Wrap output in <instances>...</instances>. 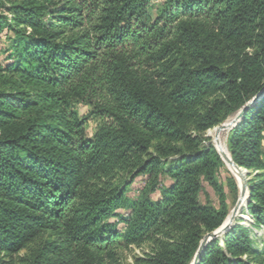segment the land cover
<instances>
[{"label": "trees", "instance_id": "1", "mask_svg": "<svg viewBox=\"0 0 264 264\" xmlns=\"http://www.w3.org/2000/svg\"><path fill=\"white\" fill-rule=\"evenodd\" d=\"M151 9L152 0H0V264L36 242L26 264H122L145 244L152 252L135 264H191L228 209L199 200L203 183L221 192L224 163L188 133L244 108L227 150L253 175L243 215L264 229V0ZM90 117L99 124L88 138ZM197 264H264V248L238 219Z\"/></svg>", "mask_w": 264, "mask_h": 264}, {"label": "rangeland", "instance_id": "2", "mask_svg": "<svg viewBox=\"0 0 264 264\" xmlns=\"http://www.w3.org/2000/svg\"><path fill=\"white\" fill-rule=\"evenodd\" d=\"M6 2H15L19 0H5ZM162 0H152V9H151V15L155 17L157 9L161 6ZM4 14H6L5 11H3ZM8 42L6 39L5 32L0 34V62L3 59V51L7 48ZM76 110L80 115H85L90 112V108L87 105L83 104H76ZM234 118V117H233ZM227 118L220 124L214 126L213 128L205 131L203 134H199L197 131L191 129L190 133H188L191 138H196V143L194 145L197 148H203L207 146L213 147L216 151H218V146L222 145L227 150V138L229 135V130L226 129L227 124L233 119ZM99 124V120H97L94 117H90L89 120L86 123L85 126V132L86 136L88 138H91L93 135L96 127ZM224 127V129H221L220 131H216L219 127ZM215 133V134H214ZM216 137V138H215ZM220 141V142H219ZM217 142V143H216ZM166 146V145H164ZM184 150L186 151L189 147L187 145L183 146ZM262 150L264 154V139L262 141ZM228 152V150H227ZM220 154V153H219ZM229 155V153H228ZM224 163V162H223ZM244 170V169H242ZM246 173V182L250 181L253 175L248 176V172L244 170ZM218 183L221 184V192L216 191L213 189L210 185L207 183H203V191L200 194L199 200L203 204H209L210 206L221 209L222 207H226L228 209V216L226 218V222L230 219L231 214H233V210L235 208L236 211L234 212V217L232 219V224L239 219V221L242 223V225L248 229L251 238L255 240L257 243L258 248H264V229H259L254 227V222L252 221L250 217V221H244V211L246 206L248 205V190H247V196L246 197H240V189L242 185L239 184L238 180L234 176L232 172V168L228 167L224 163V167L220 170L218 175ZM228 179H232L234 182V185H231L228 183ZM168 180L163 181V185H169ZM144 186V178L140 177L136 179V181L130 186L128 190V197L133 199L138 195V191ZM152 198H157V195H152ZM121 214L124 216H127V212L121 211ZM37 245V242L30 246V248L22 250L18 254L13 256V263L14 264H26V259L29 255L30 250L35 248ZM152 252V244H145L141 247H131L129 250H126L121 255V263L122 264H135V260L137 258H144L148 254ZM2 258V255H0V259Z\"/></svg>", "mask_w": 264, "mask_h": 264}, {"label": "water", "instance_id": "3", "mask_svg": "<svg viewBox=\"0 0 264 264\" xmlns=\"http://www.w3.org/2000/svg\"><path fill=\"white\" fill-rule=\"evenodd\" d=\"M255 100V99H254ZM245 112V108L242 109L226 126L227 130H230L237 122L238 120L241 118V116L244 114ZM221 129H224L222 126L217 128L216 131H220ZM218 155L220 156L221 160L228 166V167H232L234 169H236L237 171H239L241 173V181H242V185H241V189H240V197H246L247 196V182H246V173L244 170H242L241 168H239L237 165H235L230 156L228 158H224L219 154V152L217 151ZM238 208V206H237ZM235 208L233 210V214H231L230 219L226 222H224V224L218 228L217 230H215L214 232L210 233V234H206L201 243L200 246L197 250V253L192 261L191 264H197L199 261V257L200 254L204 248V246L211 240L216 239V238H220L231 226H232V219L234 217V212L236 211ZM235 223V222H234ZM233 223V224H234Z\"/></svg>", "mask_w": 264, "mask_h": 264}, {"label": "bare ground", "instance_id": "4", "mask_svg": "<svg viewBox=\"0 0 264 264\" xmlns=\"http://www.w3.org/2000/svg\"><path fill=\"white\" fill-rule=\"evenodd\" d=\"M224 128V127H223ZM227 129V128H226ZM215 134V133H214ZM216 138V137H215ZM220 142V141H219ZM217 143V142H216ZM218 152L220 153V155L224 158H228V152L226 150V148L222 145L218 146ZM232 168V167H231ZM232 172L234 174V176L236 177V179L238 180L239 184H241V173L239 171H237L236 169L232 168ZM244 221H250V216L249 215H244Z\"/></svg>", "mask_w": 264, "mask_h": 264}]
</instances>
